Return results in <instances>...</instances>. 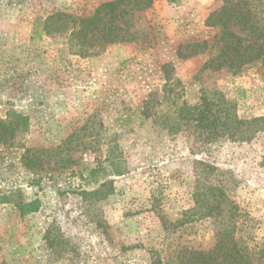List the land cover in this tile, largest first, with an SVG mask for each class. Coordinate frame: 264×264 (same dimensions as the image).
<instances>
[{"label":"rangeland","instance_id":"obj_1","mask_svg":"<svg viewBox=\"0 0 264 264\" xmlns=\"http://www.w3.org/2000/svg\"><path fill=\"white\" fill-rule=\"evenodd\" d=\"M106 1L0 0V119L26 117L0 142V264H151L154 252L166 260L182 246L211 247L214 218L177 224L194 206L198 159L237 182V235L261 243L264 130L200 152L180 112L206 90L233 101L238 117L264 116V69L205 68L208 47L194 44L210 43L205 20L221 0H154L128 41L90 57L72 54L65 35L34 33L49 14L86 16ZM33 199L39 209L20 215L17 202Z\"/></svg>","mask_w":264,"mask_h":264},{"label":"trees","instance_id":"obj_2","mask_svg":"<svg viewBox=\"0 0 264 264\" xmlns=\"http://www.w3.org/2000/svg\"><path fill=\"white\" fill-rule=\"evenodd\" d=\"M154 0H110L100 3L91 14L76 16L57 11L49 14L38 29L46 35H65L68 49L81 57L95 56L109 45L128 41L129 28L133 25L136 14L152 5ZM172 3L176 0H167ZM205 25L215 29L208 43L207 39L194 42L199 48H206L208 60L205 68L225 69L236 74L248 66L264 69V0H221V5L209 13ZM171 82L166 84L164 92L169 93ZM174 94V93H173ZM175 93L173 97H177ZM178 98V97H177ZM180 108L184 119L188 118L201 141L197 148L200 152L221 141H248L252 135L264 130V116L250 118L238 117L234 111V102L225 100L216 92L202 90L197 104ZM26 117L9 113L0 119V142L10 143L21 131ZM27 150L23 164L32 168ZM198 170L194 180V206L188 209V216L179 219L177 224L200 218H214L216 221L215 241L209 248L182 246L173 258H163L154 252L151 264H264V240L261 243L246 240L237 235L240 230L238 218L240 211L229 192L237 185L230 186V175L217 165L195 160ZM97 169L90 170L94 176ZM105 182L100 183L104 185ZM83 194H87L83 192ZM39 200H19L16 204L20 215L36 212ZM189 219V220H188ZM176 224V225H177ZM172 224L164 222V229Z\"/></svg>","mask_w":264,"mask_h":264}]
</instances>
